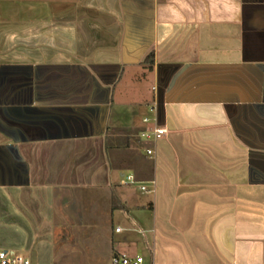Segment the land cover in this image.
Here are the masks:
<instances>
[{"label":"crops","instance_id":"1","mask_svg":"<svg viewBox=\"0 0 264 264\" xmlns=\"http://www.w3.org/2000/svg\"><path fill=\"white\" fill-rule=\"evenodd\" d=\"M0 250L264 264V0H0Z\"/></svg>","mask_w":264,"mask_h":264},{"label":"built area","instance_id":"2","mask_svg":"<svg viewBox=\"0 0 264 264\" xmlns=\"http://www.w3.org/2000/svg\"><path fill=\"white\" fill-rule=\"evenodd\" d=\"M145 123L148 122L147 119L144 120ZM167 134L166 130L160 127H156L150 132L143 133L142 137L146 140H153V142L158 141L160 138L164 137ZM146 154L151 156L153 151L147 150ZM121 185L125 184H135V179L133 176L129 175L126 177V180L121 181ZM142 192L148 193L145 187L140 188ZM142 259L136 258L130 260L126 256H114L111 260V264H141ZM0 264H30L29 261L22 258L21 256L15 255L13 252L2 251L0 250Z\"/></svg>","mask_w":264,"mask_h":264},{"label":"rangeland","instance_id":"3","mask_svg":"<svg viewBox=\"0 0 264 264\" xmlns=\"http://www.w3.org/2000/svg\"><path fill=\"white\" fill-rule=\"evenodd\" d=\"M124 77H125V76H123V78H122V82L120 83V85L118 86V89H117L116 91L121 90V89L124 90V89H126V87H129V84H131V82L128 83L127 81H125ZM127 90H128V89H127ZM127 90L123 91L124 94H126ZM121 93H122V92H121ZM150 108H151V107H149V109H147V108L143 109L142 112H141V114H142L143 116L145 115V117H148V118L150 119V121H152V119L154 118V113H153V111L150 110ZM152 122H153V121H152ZM142 135H143V133L140 135L141 139L146 141V139H144V138L142 137ZM151 141L153 142V140H151ZM145 155H146V153H145ZM146 157H148V156H146Z\"/></svg>","mask_w":264,"mask_h":264},{"label":"trees","instance_id":"4","mask_svg":"<svg viewBox=\"0 0 264 264\" xmlns=\"http://www.w3.org/2000/svg\"><path fill=\"white\" fill-rule=\"evenodd\" d=\"M144 62L151 66L153 64V55L152 54L147 55Z\"/></svg>","mask_w":264,"mask_h":264}]
</instances>
